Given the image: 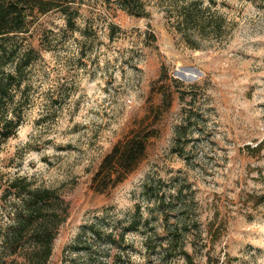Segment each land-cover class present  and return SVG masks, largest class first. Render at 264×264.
Masks as SVG:
<instances>
[{
	"label": "rangeland",
	"instance_id": "obj_1",
	"mask_svg": "<svg viewBox=\"0 0 264 264\" xmlns=\"http://www.w3.org/2000/svg\"><path fill=\"white\" fill-rule=\"evenodd\" d=\"M146 1L148 15L134 16L84 0L74 30L58 12L42 16L32 42L40 48L47 34L52 49H41L23 82L29 102L0 150L3 180L27 176L68 200L48 264L118 256L123 264H264V0H215L224 31L192 33L197 47L174 29L169 6ZM161 80L172 85L174 101L154 125L146 157L123 182L96 191L103 156L151 123ZM184 107L193 117L177 138ZM149 184L164 199L159 207L146 198ZM180 191L183 201L172 196L170 209ZM181 203L192 260L166 258L145 243L148 236L165 242Z\"/></svg>",
	"mask_w": 264,
	"mask_h": 264
},
{
	"label": "trees",
	"instance_id": "obj_2",
	"mask_svg": "<svg viewBox=\"0 0 264 264\" xmlns=\"http://www.w3.org/2000/svg\"><path fill=\"white\" fill-rule=\"evenodd\" d=\"M102 1L115 3L116 7L134 16L148 15L146 0ZM160 1L171 8L169 11L175 16L174 29L184 35L191 47L198 46L191 37L192 33L205 37L212 34L219 36L224 31L222 17L212 8L215 0H207V5L205 0ZM83 3L84 0H0V150L22 123L23 111L29 102V88L28 85L23 86V82L28 78L31 66L40 57L42 48L52 49L48 37L46 42L42 39L47 34L40 38V48L32 42L41 26L40 19L58 12L64 17L66 28L74 30ZM154 87L161 98L158 105L150 107L151 123L140 125L127 137L117 141L103 156L92 179L96 191L105 192L123 182L146 157L150 139L158 136L159 130L154 125L172 107L174 92L172 85L163 80ZM177 92L180 100L186 101V92L179 89ZM187 109L182 108L185 117L175 126L177 138L191 125L193 115ZM3 178L0 172V210L3 217H7L6 221H0V264H48L55 238L69 215L68 200L58 188L38 185L27 176ZM180 194L181 191L171 195L168 201L171 208H167L172 209L183 201ZM146 198L155 203L157 201V207L164 201L152 184L146 188ZM261 200H264V195ZM184 207L185 204L181 203L179 209H182L183 215L167 226L165 242L157 243L148 236L145 241L147 249L155 251L161 248L166 258L180 254L192 260V254L185 248L184 236L190 218L184 214ZM163 208L167 218L171 210ZM150 210L152 212L154 208ZM72 262L76 260L72 259ZM86 264H123V260L121 256L112 260L102 259L97 263L90 259Z\"/></svg>",
	"mask_w": 264,
	"mask_h": 264
}]
</instances>
